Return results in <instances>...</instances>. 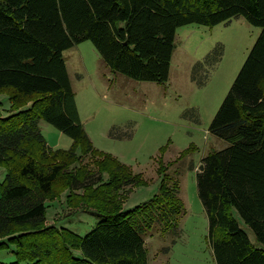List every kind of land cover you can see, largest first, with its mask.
Returning a JSON list of instances; mask_svg holds the SVG:
<instances>
[{
	"label": "trees",
	"instance_id": "1",
	"mask_svg": "<svg viewBox=\"0 0 264 264\" xmlns=\"http://www.w3.org/2000/svg\"><path fill=\"white\" fill-rule=\"evenodd\" d=\"M236 18L260 33L210 123L209 134L227 146L202 158L196 192L215 264H264V0H0V94L10 102L0 113V251L10 250L9 264H146V234L155 224L176 229L184 211L167 183L171 164L160 157L157 193L122 211L129 190L146 183L92 147L63 52L89 41L111 70L165 83L178 28ZM220 56L217 46L193 72ZM39 121L70 138L71 147L49 148ZM64 192L68 209L99 217L84 236L45 224L46 203Z\"/></svg>",
	"mask_w": 264,
	"mask_h": 264
},
{
	"label": "rangeland",
	"instance_id": "2",
	"mask_svg": "<svg viewBox=\"0 0 264 264\" xmlns=\"http://www.w3.org/2000/svg\"><path fill=\"white\" fill-rule=\"evenodd\" d=\"M259 33L258 27L242 18L214 27L189 24L178 28L165 83L135 81L111 70L89 41L63 52L79 119L92 147L140 174L146 183L129 190L122 211L147 203L157 193L159 157L164 165L171 164L167 183L176 188L184 211L175 219L176 229L164 232L155 224L146 234V264H215L195 176L202 158L227 146L209 134L208 128ZM217 46L220 60L211 68L203 65L193 72ZM197 82L204 84L199 87ZM9 109L7 96L0 94L1 115ZM39 129L52 150L71 147L72 140L46 122L39 121ZM189 148L192 150L179 158ZM82 160L91 164L88 157ZM4 175L0 168V182ZM65 194L46 203L45 224L84 236L99 217L93 211L68 209ZM247 233L253 240L249 230ZM72 253L80 256L78 251ZM13 261L10 250L0 251L2 264Z\"/></svg>",
	"mask_w": 264,
	"mask_h": 264
},
{
	"label": "crops",
	"instance_id": "3",
	"mask_svg": "<svg viewBox=\"0 0 264 264\" xmlns=\"http://www.w3.org/2000/svg\"><path fill=\"white\" fill-rule=\"evenodd\" d=\"M242 227L245 228L243 225H242ZM246 233H247V230H246ZM247 235H248V233H247ZM251 235H252V234H251ZM248 237H249V235H248ZM252 237H253V235H252ZM249 239H250V241H251L252 243H255L254 238H253V240H251V238L249 237ZM259 247H260V246H259Z\"/></svg>",
	"mask_w": 264,
	"mask_h": 264
}]
</instances>
